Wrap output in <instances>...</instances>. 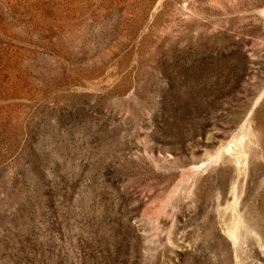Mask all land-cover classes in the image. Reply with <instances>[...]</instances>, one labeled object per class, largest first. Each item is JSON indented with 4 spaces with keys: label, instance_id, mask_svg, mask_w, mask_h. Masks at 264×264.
Listing matches in <instances>:
<instances>
[{
    "label": "rangeland",
    "instance_id": "obj_1",
    "mask_svg": "<svg viewBox=\"0 0 264 264\" xmlns=\"http://www.w3.org/2000/svg\"><path fill=\"white\" fill-rule=\"evenodd\" d=\"M0 264H264V0H0Z\"/></svg>",
    "mask_w": 264,
    "mask_h": 264
}]
</instances>
